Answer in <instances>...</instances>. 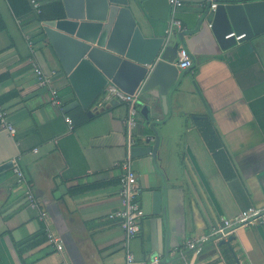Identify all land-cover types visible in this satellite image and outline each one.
Returning <instances> with one entry per match:
<instances>
[{
    "label": "crops",
    "instance_id": "crops-1",
    "mask_svg": "<svg viewBox=\"0 0 264 264\" xmlns=\"http://www.w3.org/2000/svg\"><path fill=\"white\" fill-rule=\"evenodd\" d=\"M26 1L28 11L14 0L18 14L9 0H0V107L15 128L10 133L0 123V163L11 161L0 170V264H155L156 257L172 264H264V224L238 227L229 244L210 238L198 250L186 246L241 209H264V32L226 49L205 20L185 35L193 64L184 73L181 102L170 101L161 149L170 189L165 222L161 199L155 198L157 171L148 155L132 156L127 144L126 104L97 102L90 116L81 106L63 110L76 98L74 89L54 49L38 39L39 15ZM207 1L182 0L175 16L184 29L196 26ZM168 18L169 10L166 19L155 20L161 33ZM34 63L46 73L54 71L51 84L60 107L50 102V88L37 83ZM137 118L133 133L142 145L140 134L150 130L140 113ZM218 152L226 155L228 168L219 165ZM126 157L144 211L130 241L131 263L124 231L108 217L119 208L118 177ZM13 161L24 172L23 182L12 170ZM28 186L47 211L62 251L47 241L37 210L28 205Z\"/></svg>",
    "mask_w": 264,
    "mask_h": 264
},
{
    "label": "water",
    "instance_id": "water-1",
    "mask_svg": "<svg viewBox=\"0 0 264 264\" xmlns=\"http://www.w3.org/2000/svg\"><path fill=\"white\" fill-rule=\"evenodd\" d=\"M56 1L60 3L59 8L51 17L39 20L37 36L54 49L74 89L76 98L67 102L63 110L81 106L87 115H92L97 109L94 104L108 83L127 93L139 91L142 105L138 112L146 120L150 132H142L143 144L134 143L130 151L132 156L150 157L148 160L160 180L155 198L157 203L161 199L166 222L170 189L168 176L160 164L163 131L171 115L168 113L170 101L181 102L179 96L186 84L184 73L193 64L189 52L191 63L179 74L174 64L177 50L180 45L188 50L185 35L197 30L204 20L211 23V31L222 49L263 33L264 0H217L212 11L208 0L194 28H172L164 33L160 32L155 20L168 17L167 0ZM231 31L237 35L244 33V36L239 40L233 36L226 38ZM191 84L197 87L194 79ZM200 97L210 115L208 104ZM8 165L11 161L0 163V170ZM233 238L231 233L226 240H219V244H229Z\"/></svg>",
    "mask_w": 264,
    "mask_h": 264
},
{
    "label": "built area",
    "instance_id": "built-area-1",
    "mask_svg": "<svg viewBox=\"0 0 264 264\" xmlns=\"http://www.w3.org/2000/svg\"><path fill=\"white\" fill-rule=\"evenodd\" d=\"M169 4V18L165 28V32H168L172 28L182 29V22L175 16L177 9L182 5V0H167ZM217 1L211 0L210 10H214ZM30 4L34 11L39 14L41 11V2L37 0H30ZM211 23L208 24L210 27ZM234 37L235 40H239L244 36L242 34H235L234 31L227 33L226 38ZM191 63V58L189 51L183 47L179 46L177 50L176 65L182 69L189 66ZM34 73L36 75L37 83L40 86L50 88L51 97L50 102L54 105L61 106L62 101L58 95V91L52 86L51 75L54 71L46 73L38 65H33ZM117 100L118 102L125 103L127 106V115L124 120L127 131V144L131 147L136 142V137L133 133V128L138 122V102H139V91L136 90L133 93H127L120 89L113 83H109L105 86L102 94L99 98L98 103L103 104L104 102L110 100ZM72 127V119L70 117L65 118ZM0 123L10 132L14 133V126L8 122L6 119V111L0 107ZM130 157L124 158L120 163V173L118 177V195H119V208L108 214L111 219H117L120 226L124 231V246L126 248V260L128 263L134 261V255L130 250V241L137 235L139 229V220L144 215V211L140 205L138 194L139 187L136 183V173L131 168ZM12 170L17 176L18 182H23L25 180V175L23 170L17 165L15 161L12 162ZM25 196L27 198L28 205L37 210V217L44 224V231L46 233L47 241L53 245L55 250L62 251L63 244L61 238L50 226L48 222L47 211L38 203L33 191L30 187L25 188ZM248 223H259L264 224V209L254 205H250L245 209H241L237 214L229 218H223L220 223H217L210 229V232L205 235L201 234L197 237H193L186 242V246L192 250L200 249L201 245L208 239H227L228 236L233 233L238 227L246 225ZM155 264H159L158 257L154 258ZM160 264H172L171 261L167 260Z\"/></svg>",
    "mask_w": 264,
    "mask_h": 264
},
{
    "label": "trees",
    "instance_id": "trees-1",
    "mask_svg": "<svg viewBox=\"0 0 264 264\" xmlns=\"http://www.w3.org/2000/svg\"><path fill=\"white\" fill-rule=\"evenodd\" d=\"M21 1L23 2V5H24L23 10L24 11H28L30 9V5L27 3L26 0H21ZM9 2L11 4L12 8L14 9V11L19 14L20 12L17 9H15V6L13 4L14 0H9ZM59 4H60L59 1H56V0L48 2L45 5L41 4V7H40L41 11L38 14L39 15V19H43L45 17H51L53 15L52 13H54V11H56L59 8ZM3 27H4V21H3L2 17H1V15H0V29H2ZM84 120H85V118H82V119H80L79 122H83ZM216 156L218 157L219 165L225 166V168L229 167L228 159H227L226 155H224L222 152H218V153H216ZM221 158H222V160H221ZM44 234H45V237H46L45 231H44Z\"/></svg>",
    "mask_w": 264,
    "mask_h": 264
}]
</instances>
